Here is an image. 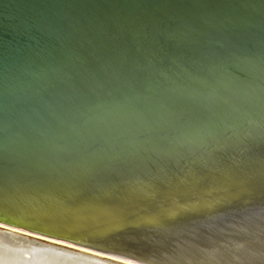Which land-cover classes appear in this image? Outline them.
I'll use <instances>...</instances> for the list:
<instances>
[{
    "label": "water",
    "instance_id": "1",
    "mask_svg": "<svg viewBox=\"0 0 264 264\" xmlns=\"http://www.w3.org/2000/svg\"><path fill=\"white\" fill-rule=\"evenodd\" d=\"M1 230L264 264V0H0Z\"/></svg>",
    "mask_w": 264,
    "mask_h": 264
},
{
    "label": "bare ground",
    "instance_id": "2",
    "mask_svg": "<svg viewBox=\"0 0 264 264\" xmlns=\"http://www.w3.org/2000/svg\"><path fill=\"white\" fill-rule=\"evenodd\" d=\"M54 246L41 241L19 240L15 234L1 230L0 264H113Z\"/></svg>",
    "mask_w": 264,
    "mask_h": 264
},
{
    "label": "rangeland",
    "instance_id": "3",
    "mask_svg": "<svg viewBox=\"0 0 264 264\" xmlns=\"http://www.w3.org/2000/svg\"><path fill=\"white\" fill-rule=\"evenodd\" d=\"M14 234V233H13ZM17 235V234H16ZM48 246V245H47ZM54 247H56V246H54ZM58 247V246H57ZM60 249H63V248H60ZM64 250H66V249H64ZM68 251H70V250H68ZM80 254V253H79ZM105 261V260H104ZM105 262H107V261H105ZM110 263H112V262H110ZM113 264H115V263H113Z\"/></svg>",
    "mask_w": 264,
    "mask_h": 264
}]
</instances>
